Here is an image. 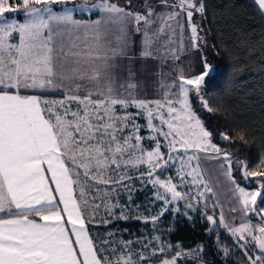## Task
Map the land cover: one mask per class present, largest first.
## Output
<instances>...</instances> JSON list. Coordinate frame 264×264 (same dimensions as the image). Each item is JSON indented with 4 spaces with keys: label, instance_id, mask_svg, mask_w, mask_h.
Returning a JSON list of instances; mask_svg holds the SVG:
<instances>
[{
    "label": "snow or ice",
    "instance_id": "6c2138e0",
    "mask_svg": "<svg viewBox=\"0 0 264 264\" xmlns=\"http://www.w3.org/2000/svg\"><path fill=\"white\" fill-rule=\"evenodd\" d=\"M162 2L174 11L163 15L150 6L144 12L133 11L132 0L124 6L112 0H84L72 7H68L71 0H0V213H5L0 218V264H152L157 255L162 257L159 264H178L182 257L198 255L196 250L166 248L159 237H154L158 247H150V242L143 246L151 255L134 254L132 241L113 248L104 240L98 246L89 234L76 191L79 188L83 198L89 184L128 189L133 181L128 171L135 169L136 178L150 183L155 199L163 205L156 216L137 218L155 224L170 205L179 211L175 207L179 201L188 209L194 208L193 200L197 204L204 201L207 208L210 197L205 193L213 194V189L205 180L200 154L227 163L225 174L238 194L242 214L253 215L258 222L230 227L223 213L219 221L207 213L205 218L212 225L219 222L237 243L244 242L239 246L245 264H264V207H257L258 202L264 204V156L256 161L240 159L234 165L232 153L213 143V133L191 103L194 93L206 112L219 111L214 107L215 97L205 98L202 91L217 67L201 55L202 71L185 76L181 70L179 83L164 86L163 101L130 99L114 87L119 61L129 56L132 31L141 37V57L155 58L163 49L165 55L179 59L170 45L177 28L182 37L181 17L186 15L190 47L198 51L204 47L193 22L194 12L204 13V4L196 0ZM56 5L64 7L58 11ZM252 5L264 16V0H252ZM18 12L25 14V22L6 18ZM76 13L102 15L86 22L75 19ZM180 43L183 46V39ZM52 90L63 98H44ZM131 107L139 111L128 112ZM137 115L146 118L148 138L155 142L152 150L142 146L145 137L140 135ZM154 120L160 121L159 126ZM231 130L229 126L219 132V139L247 144L246 130L237 128L235 137L229 135ZM165 147L167 153L162 151ZM177 162L179 182L162 178ZM233 167L255 188L238 185ZM189 184L196 188L195 196L191 188L180 190ZM120 218L128 217L122 211Z\"/></svg>",
    "mask_w": 264,
    "mask_h": 264
},
{
    "label": "trees",
    "instance_id": "16d2710c",
    "mask_svg": "<svg viewBox=\"0 0 264 264\" xmlns=\"http://www.w3.org/2000/svg\"><path fill=\"white\" fill-rule=\"evenodd\" d=\"M120 1L123 6L127 4V0ZM148 1L132 0V10L146 11ZM200 3L204 4L205 11L203 14L194 13V23L198 25L200 35L208 32L209 41L200 51L218 68L217 74L207 81L203 89L208 99L215 97L214 107L219 111L208 113L198 108L191 95L193 108L205 127L213 133V143L232 153L233 159L256 161L264 156V16L254 11L252 0H200ZM47 95L57 96L53 93ZM229 126L232 137H235L237 128L246 130L247 144L239 140L231 144L220 140L219 132ZM128 174L133 177L130 188L104 185L100 191L93 193L94 200L100 203H104L105 198L108 205L114 201L119 203L112 213L118 215L123 211L128 217L111 220L108 215L110 207L104 204L96 212L98 222L85 217L89 234L98 246L107 240L104 238L106 232L114 231L119 240L132 241L131 248L136 251L139 248L138 239L145 232L149 233L151 221L145 223L137 217L155 216L156 212L149 206L152 190L148 183H139L133 173L128 171ZM233 175L239 185L252 187L242 180L234 168ZM112 187L117 190L111 191ZM257 206L261 208L264 204L258 202ZM207 214L215 216L210 209ZM108 238L112 239L110 235ZM162 239L169 244H177L182 250L201 249L202 254L195 258L206 264H238L236 259L225 258L217 249L219 243H232L231 238L220 226H212L200 211L191 219L183 218L176 222Z\"/></svg>",
    "mask_w": 264,
    "mask_h": 264
},
{
    "label": "rangeland",
    "instance_id": "374dc122",
    "mask_svg": "<svg viewBox=\"0 0 264 264\" xmlns=\"http://www.w3.org/2000/svg\"><path fill=\"white\" fill-rule=\"evenodd\" d=\"M96 2V0H90L89 3ZM113 3H117L121 6H123V3L120 0H112ZM197 3H200V0H196ZM84 0H71V3H69L68 7H72L74 5L83 4ZM174 3L172 0H168V4ZM152 7L155 9L156 13H161L163 15H166L167 13L174 11V9H171L170 7L166 6L162 0H149L146 4V9L148 7ZM56 10H62L64 5H56L54 6ZM195 13V12H194ZM102 14H96V15H89L88 13H76L74 15L75 19L91 22L99 18V16ZM6 18L8 19H16L17 22L23 23L25 22V14L23 12L18 13H9L6 15ZM195 21V17L193 15V22ZM181 22L184 24L182 37L180 34L179 28L176 30V35L174 37V43L170 45V47L176 49V55L179 56V59H173L171 55H165L163 52V49H161V52L158 54L155 58H143L140 56V48H141V37L135 33V31H132L129 35V56L125 58H121L119 61V68L118 72L119 75L114 83V87L118 89V91L123 94L124 96H128L131 98H137V99H144L148 101H156V100H164L165 99V85H171L172 81H176L177 77L181 70H183V74L185 76H194L198 74L200 71H202L201 66V51L192 49L190 47L191 41L189 39L190 37V28L187 23L186 15H182ZM160 23L159 20H157L158 26ZM175 26V21L170 22ZM203 45L208 44V32H203ZM181 39H183V46H181ZM199 53V54H197ZM217 67V66H216ZM218 71V68H217ZM217 74V73H216ZM132 84L134 87L128 88L127 85ZM204 87L202 86V91L204 92ZM127 89V90H125ZM172 91L175 92L176 89L173 87ZM48 93L57 94L56 97H50L47 94L44 95V98L49 100H59L63 97L60 95L59 91L52 90ZM130 94V95H129ZM193 95V102L198 106L200 109H204L203 106L199 103V101L196 99V96L194 93L190 94ZM205 98L206 95H205ZM191 99V103H192ZM154 108L155 105H152ZM72 108L75 109L76 105L73 104ZM119 109V108H118ZM121 115L123 114V110ZM139 110L131 107L128 109V112L131 113H137ZM136 122L141 125L140 135L142 137H145V139L142 142L143 148L147 150H152L155 147V142L148 137L151 135L150 130L147 128V121L145 116L137 115L135 117ZM154 124L158 125L160 124L159 120H154ZM163 140V138H161ZM165 153L168 152V149L165 147L162 149ZM200 164L201 168L204 172L205 180L209 182L210 186L213 189V194L205 193L206 196H209L210 199L207 200V208L204 206V201H201L199 204L196 203L195 200L192 201L194 208L188 209L185 205L184 201H179L175 204V207L179 208V211H173L172 207L169 206V211H166L164 215L167 217L162 218L161 216L159 220L153 224L151 222V227L149 230V233L144 234V236L140 239H138V246L136 251L133 250V253H138L143 251L145 255H151V252L149 249H145L143 246L145 244H148L150 242V247H158L159 243L154 239V237H159L160 242L164 244V246L167 248V246L171 245L172 248L176 251H180L182 249L179 248L177 244H169L166 241H164L162 238L164 237L165 233L169 231V229L178 221L181 219H191L192 216L197 212L200 211L203 214L207 213L208 209H210L212 212L215 213V218L217 221H219V216L221 213H223V216L225 220L229 223L231 226H239L242 222L245 221H251L253 224L258 222V218L250 215L245 217L241 212V205L238 201V194H234V189L229 181L227 175L225 174L227 169V163L224 162L222 164L221 159H209L205 158L204 154H200ZM232 158V157H231ZM233 164L235 165L236 159H233ZM179 168V162H177L173 167L167 169L165 171L164 176L162 178H169L171 177L173 179V182H179V177L177 175V169ZM235 171L238 174V171L235 167H233ZM144 169L141 168L140 171H143ZM129 172L133 173L134 177H137L139 175L138 171L135 169L129 170ZM241 177V176H240ZM242 178V177H241ZM83 180V177H81ZM138 179V178H137ZM145 180H147V177H145ZM243 180V178H242ZM139 183H141V179H139ZM244 181V180H243ZM245 182V181H244ZM246 183V182H245ZM238 184V183H237ZM248 184V183H247ZM150 189L152 190L151 199H149V206L150 209L154 212H156L155 216L160 212L162 208V201L156 200L154 197V188L153 186L148 183ZM239 185V184H238ZM252 187L249 188L247 186L240 185L241 187H245L246 190H251L255 188V184H249ZM102 186H93L89 184V186H86L85 192L86 195L81 198L80 197V191L79 188H77L76 196L80 201L81 207L84 210V217L89 218L90 220L93 219L94 223L98 222V216L97 211L101 207V204H104L105 207H110L111 213L114 211L116 207H113V205L119 204L117 202H113L111 205H108V202L105 201L104 203H100V201L94 200V194L97 192V189H100ZM191 188V195H196V188L192 187L191 184H189L188 188H181V191H188V189ZM101 190V189H100ZM114 196V195H113ZM85 200L87 203H85ZM107 202V203H106ZM96 205H100L97 207ZM258 207V206H257ZM237 209L236 212H232L231 209ZM259 208V207H258ZM119 209V208H118ZM120 210V209H119ZM109 211V210H108ZM188 213V215H185V213ZM4 213H0V216H2ZM109 218L111 220L116 219L117 217L120 218L121 212L119 214H110L109 212ZM190 217V218H189ZM122 219V218H120ZM151 221V220H150ZM216 226V225H212ZM217 226H219V222L217 223ZM220 228L231 238L232 243H228L227 241L223 243H219L217 246V249L223 253L225 258H233L236 259L238 264H245V256L243 250L240 248L239 244L244 243L243 241H240L237 243L236 239L231 235L230 231L226 230L225 228ZM109 235L112 237L111 240H108ZM104 238L107 239L113 248L121 247L122 246V240H119L116 237V233L113 232H106L104 234ZM104 241V240H103ZM228 243V245H227ZM251 243V241H249ZM102 243H100V246ZM137 246V247H138ZM104 247H107V245H104ZM225 249H227V254L225 253ZM187 252L186 250H183ZM198 255L200 256L202 254L201 249L197 250ZM169 256L172 255V252L167 253ZM196 255V256H198ZM196 256H186L182 257L178 264H206L205 262H202L199 258H195ZM135 258V256H134ZM162 257L160 255H157L153 257L152 264H159V260Z\"/></svg>",
    "mask_w": 264,
    "mask_h": 264
},
{
    "label": "crops",
    "instance_id": "0c3cea01",
    "mask_svg": "<svg viewBox=\"0 0 264 264\" xmlns=\"http://www.w3.org/2000/svg\"><path fill=\"white\" fill-rule=\"evenodd\" d=\"M90 1V0H89ZM197 54H199V53H197ZM51 187H53L54 188V185H52ZM54 195H57L58 196V194H56V193H53ZM59 207H61L62 208V205H60ZM5 216V213L4 214H2V216H0V218H3ZM32 219H36V220H38L39 218L38 217H31ZM66 227L68 228V229H70L71 228V226L70 225H66Z\"/></svg>",
    "mask_w": 264,
    "mask_h": 264
}]
</instances>
